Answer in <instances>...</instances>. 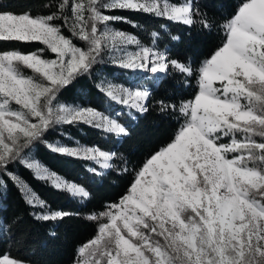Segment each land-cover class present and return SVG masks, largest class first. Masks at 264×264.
<instances>
[{
    "label": "snow or ice",
    "instance_id": "obj_1",
    "mask_svg": "<svg viewBox=\"0 0 264 264\" xmlns=\"http://www.w3.org/2000/svg\"><path fill=\"white\" fill-rule=\"evenodd\" d=\"M117 11L204 29L215 23L195 0H59L55 10L36 15L0 0V45H42L34 51L0 47V184L9 177L39 220L71 215L52 210L10 165L19 163L84 201L87 188L31 157L32 146L43 141L55 153L88 162L95 176L114 167L116 152L78 140L48 143L46 134L56 126L80 125L110 137L129 133L107 111L61 102V92L92 75L107 56L147 83L125 86L101 77L95 87L129 115L145 113L156 82L176 72L185 84L195 79L193 97L156 104L175 113L179 127L135 170L117 202L87 217L97 232L78 247L74 264H264V0H239L219 24L221 45L198 66L161 48L159 30L149 31L145 41L112 27L126 21L111 14ZM6 229L0 224V231ZM0 264L29 262L6 254Z\"/></svg>",
    "mask_w": 264,
    "mask_h": 264
},
{
    "label": "trees",
    "instance_id": "obj_2",
    "mask_svg": "<svg viewBox=\"0 0 264 264\" xmlns=\"http://www.w3.org/2000/svg\"><path fill=\"white\" fill-rule=\"evenodd\" d=\"M58 2L59 0H4L12 10L27 11L30 8L34 15L55 10ZM195 3L201 12L207 14L209 20L215 22L212 28L204 29L199 24L189 27L132 11L111 13L126 18L125 22L116 21L112 26L136 34L145 41L149 31L159 30L161 38L158 43L161 48L168 49L172 58L181 61L190 59L198 66L200 61L209 57L221 45L223 34L219 24L233 13L239 0H195ZM45 4L52 7L45 8ZM160 25L165 27L161 29ZM64 32L65 35H70L66 29ZM172 36L179 39L173 40ZM74 42L84 46L83 42ZM0 47H19L23 51H31L42 45L3 44ZM53 55L48 54V57ZM102 76L131 85L147 83L140 77L112 65L105 56L103 62L95 66L92 75L77 79L61 92L59 99L107 111L125 125L129 134L126 137H110L84 125L56 126L46 134L45 139L48 143L65 144L78 140L84 144L98 145L105 150L114 151L117 153L112 162L114 167L104 170L102 175L94 176L87 171V167L94 165L55 153L48 149L43 141L34 144L29 153L31 157L66 180H73L86 187L90 197L84 201L78 200L37 179L32 171L23 165H10L9 171L28 183L52 210L65 211L71 215L54 221L37 219L34 215L36 210L25 203L19 188L9 177L3 176L0 184V224L6 225L7 229L0 231V255L7 254L29 264H74L78 247L92 239L97 232V223L87 217L103 211L109 203L117 202L132 182L135 170L151 154L170 142L179 127L176 114L170 111L161 112L156 102L164 100L166 103L178 104L181 100L191 99L196 90L195 79H190L189 83L185 84V78L181 74L170 72L164 80L156 82L148 111H133L129 115L125 106L109 101L97 90L95 84Z\"/></svg>",
    "mask_w": 264,
    "mask_h": 264
},
{
    "label": "rangeland",
    "instance_id": "obj_3",
    "mask_svg": "<svg viewBox=\"0 0 264 264\" xmlns=\"http://www.w3.org/2000/svg\"><path fill=\"white\" fill-rule=\"evenodd\" d=\"M113 27V26H112ZM114 28H116V27H114ZM116 29H119V28H116ZM119 30H122V29H119ZM125 31V30H124ZM130 33V32H129ZM78 46H80V45H78ZM80 47H82V46H80ZM31 51H34V50H31ZM47 58H53V56H51V57H47ZM102 77H107L108 79H110V80H112L114 83H118V84H124L125 86H131V84H128V83H123V82H121V81H118V80H115V79H113V78H111V77H108V76H102ZM61 102H64V101H61ZM64 103H68V102H64ZM78 104V103H77ZM85 106H90V105H85ZM93 107V106H92ZM94 108H96V107H94ZM98 109V108H97ZM98 110H100V109H98ZM100 111H102V110H100ZM107 114H109V115H112V114H110V113H107ZM84 144V143H83ZM86 145H88V144H86ZM89 146H91V145H89ZM35 159V158H34ZM37 160V159H36ZM41 163V162H40ZM42 164V163H41ZM42 165H44V164H42ZM45 167H47L46 165H44ZM48 169H50L49 167H47ZM51 170V169H50ZM51 171H53V170H51ZM53 172H55V171H53ZM56 173V172H55ZM58 174V173H57ZM59 176H61L60 174H58ZM62 177V176H61ZM64 178V177H63ZM24 181V180H23ZM69 181H72V182H75V181H73V180H69ZM25 182V181H24ZM75 183H77V182H75ZM28 184V183H27ZM79 184V183H78ZM81 185V184H80ZM3 255H6V254H2V255H0V256H3ZM11 257V256H10ZM13 258V257H12Z\"/></svg>",
    "mask_w": 264,
    "mask_h": 264
}]
</instances>
